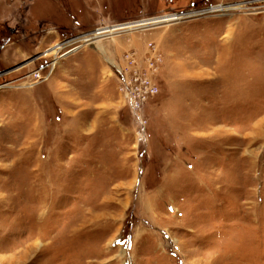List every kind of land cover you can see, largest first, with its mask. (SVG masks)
<instances>
[{
  "label": "rangeland",
  "instance_id": "rangeland-1",
  "mask_svg": "<svg viewBox=\"0 0 264 264\" xmlns=\"http://www.w3.org/2000/svg\"><path fill=\"white\" fill-rule=\"evenodd\" d=\"M0 264H264V0H0Z\"/></svg>",
  "mask_w": 264,
  "mask_h": 264
},
{
  "label": "built area",
  "instance_id": "built-area-1",
  "mask_svg": "<svg viewBox=\"0 0 264 264\" xmlns=\"http://www.w3.org/2000/svg\"><path fill=\"white\" fill-rule=\"evenodd\" d=\"M109 28L104 27L97 29L96 33L98 36L109 37L111 32H108ZM124 30H116L114 33L120 34ZM86 34L87 38L84 40L85 43L93 41V33ZM76 39V38H75ZM90 40V41H89ZM76 45L79 46L77 43ZM82 46V45H80ZM162 57L157 52L156 46L152 43L149 44V54L146 56V68L145 70L139 69L138 56L136 52H130L125 55V61L127 67H124L119 71V81H120V92L126 99L131 112L136 118V121L140 125L139 139L143 141L145 138V121L143 120L140 112L142 111L143 105L150 99L156 96L159 92L158 87L155 84V72L158 69V65L161 62ZM35 80L42 81L43 78L41 73H37L34 76Z\"/></svg>",
  "mask_w": 264,
  "mask_h": 264
},
{
  "label": "bare ground",
  "instance_id": "bare-ground-1",
  "mask_svg": "<svg viewBox=\"0 0 264 264\" xmlns=\"http://www.w3.org/2000/svg\"><path fill=\"white\" fill-rule=\"evenodd\" d=\"M204 11V10H203ZM206 11V10H205ZM199 15H201V14H199ZM172 23H174V22H172ZM157 26H160V25H157ZM153 27V26H152ZM155 27V26H154ZM147 28H149V27H147ZM125 33V32H124ZM117 35V34H116ZM97 39H100V38H95V39H93V40H97ZM67 44H69V42L67 43ZM66 47V46H65ZM78 50H80L79 48H73L72 50H69L68 52H66L62 57L63 58H65V57H68L69 55H71V54H74L76 51H78ZM61 57V58H62ZM59 59V58H58Z\"/></svg>",
  "mask_w": 264,
  "mask_h": 264
}]
</instances>
